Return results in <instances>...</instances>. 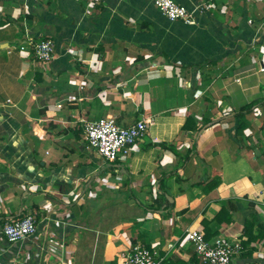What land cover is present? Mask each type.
I'll use <instances>...</instances> for the list:
<instances>
[{
	"label": "crops",
	"instance_id": "obj_1",
	"mask_svg": "<svg viewBox=\"0 0 264 264\" xmlns=\"http://www.w3.org/2000/svg\"><path fill=\"white\" fill-rule=\"evenodd\" d=\"M175 1L195 24L153 0H0V231L38 223L0 233V264H121L137 243L201 264L189 228L264 264V0ZM101 117L151 123L112 162L86 148Z\"/></svg>",
	"mask_w": 264,
	"mask_h": 264
},
{
	"label": "built area",
	"instance_id": "obj_2",
	"mask_svg": "<svg viewBox=\"0 0 264 264\" xmlns=\"http://www.w3.org/2000/svg\"><path fill=\"white\" fill-rule=\"evenodd\" d=\"M153 1L168 19L196 23L194 10H189L177 1ZM30 44L34 47L38 61L45 64L52 61L55 56V42L52 38H43L37 42L30 41ZM25 48L24 45L21 47V49ZM261 70L264 71V66ZM150 123L147 118H142L129 126L119 124L115 117L86 121L84 125L86 148L95 150L108 161L124 159L131 153L132 146L146 135ZM37 228L35 215L28 213L5 223L0 233L10 243H15L35 234ZM186 235L201 264H232L233 258L244 250L240 241L223 237L209 240L199 229L189 228ZM120 256L121 264H166L167 259L166 254L142 243L124 249Z\"/></svg>",
	"mask_w": 264,
	"mask_h": 264
},
{
	"label": "trees",
	"instance_id": "obj_3",
	"mask_svg": "<svg viewBox=\"0 0 264 264\" xmlns=\"http://www.w3.org/2000/svg\"><path fill=\"white\" fill-rule=\"evenodd\" d=\"M243 111H245V110H242V112H243ZM220 213H221V211H220Z\"/></svg>",
	"mask_w": 264,
	"mask_h": 264
}]
</instances>
